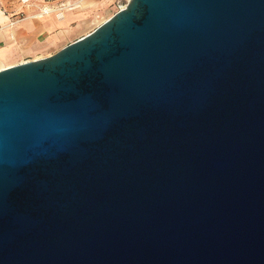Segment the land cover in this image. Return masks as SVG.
Segmentation results:
<instances>
[{
	"label": "water",
	"instance_id": "1",
	"mask_svg": "<svg viewBox=\"0 0 264 264\" xmlns=\"http://www.w3.org/2000/svg\"><path fill=\"white\" fill-rule=\"evenodd\" d=\"M0 264H264V0H127L0 69Z\"/></svg>",
	"mask_w": 264,
	"mask_h": 264
},
{
	"label": "crops",
	"instance_id": "2",
	"mask_svg": "<svg viewBox=\"0 0 264 264\" xmlns=\"http://www.w3.org/2000/svg\"><path fill=\"white\" fill-rule=\"evenodd\" d=\"M124 1L0 0V69L54 53L91 31ZM60 4L72 6L61 13L41 12Z\"/></svg>",
	"mask_w": 264,
	"mask_h": 264
},
{
	"label": "built area",
	"instance_id": "3",
	"mask_svg": "<svg viewBox=\"0 0 264 264\" xmlns=\"http://www.w3.org/2000/svg\"><path fill=\"white\" fill-rule=\"evenodd\" d=\"M23 1H26V0H23ZM46 1H50V0H46ZM124 4H120L119 5V8L121 7V6H123ZM72 5H68V4H60V5H57L56 7H53V8H49V7H47V8H43L42 9V13H47V12H49V11H52V10H56V11H58L59 13H61L65 8H70Z\"/></svg>",
	"mask_w": 264,
	"mask_h": 264
},
{
	"label": "rangeland",
	"instance_id": "4",
	"mask_svg": "<svg viewBox=\"0 0 264 264\" xmlns=\"http://www.w3.org/2000/svg\"><path fill=\"white\" fill-rule=\"evenodd\" d=\"M125 2H126V1H124L123 4H125ZM116 10H117V7H116V6H113L112 9H111V11H110V13H109L107 16L111 15V14L114 13ZM104 18H106V17L100 18L99 20L102 21ZM100 21H99V22H100ZM99 22H98V23H99ZM93 26H94V25H92L91 27H93Z\"/></svg>",
	"mask_w": 264,
	"mask_h": 264
}]
</instances>
